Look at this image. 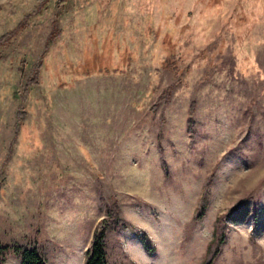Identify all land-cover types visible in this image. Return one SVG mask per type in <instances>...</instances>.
<instances>
[{"label": "rangeland", "instance_id": "rangeland-1", "mask_svg": "<svg viewBox=\"0 0 264 264\" xmlns=\"http://www.w3.org/2000/svg\"><path fill=\"white\" fill-rule=\"evenodd\" d=\"M39 1L0 0V36ZM43 4L0 48V251L84 264L116 206L129 226L106 233L108 264H202L215 218L246 204L256 232L223 217L212 264H264V0Z\"/></svg>", "mask_w": 264, "mask_h": 264}, {"label": "trees", "instance_id": "trees-1", "mask_svg": "<svg viewBox=\"0 0 264 264\" xmlns=\"http://www.w3.org/2000/svg\"><path fill=\"white\" fill-rule=\"evenodd\" d=\"M63 2V1H62ZM43 0L39 1V4L35 7V9L28 14H25L22 20L16 25L14 29L2 34L0 36V48L9 46L12 42V38L16 36L18 31H21L27 25V21L32 15L40 14L45 6H43ZM55 31V30H54ZM53 31V32H54ZM52 32V33H53ZM56 35V33L51 34ZM96 64V63H93ZM84 67V66H83ZM95 67V66H93ZM82 72L85 74H89L90 72H94L95 70H91L87 65L85 68H82ZM33 74L26 79L24 84L25 89H30L32 86L38 83V74L40 71V64H36L34 68H32ZM193 106L192 103L188 109L187 116V132L189 135L195 133V123L193 120ZM165 167V163L163 162ZM211 176L205 179L203 186V194L198 201V207L195 210V215L193 216L194 221H199L203 215L205 214V209L208 205V192L209 186L211 184ZM118 208L116 206L114 209H108L107 216L102 218L95 226L94 231L92 232V237L90 241V245L85 250V258L84 264H108L107 263V252H106V233L109 229H125L129 225L126 221L120 218L118 214ZM256 208H252L246 204H241L231 209L225 215H218L215 218L212 237L208 242L206 254L203 259L202 264H212L214 259L216 258L220 247L225 239V224L223 222L224 218L235 222L239 216H243L242 219L252 218V230L255 233L257 228V218H256ZM224 217V218H223ZM139 239L143 245V248L146 252L150 254H154L156 248L151 244L150 240L145 235H140ZM1 253L5 251L12 250L15 256L19 259L20 264H46L42 255L38 251L36 247H26L22 245L15 246H1ZM4 258L0 255V264H3Z\"/></svg>", "mask_w": 264, "mask_h": 264}, {"label": "crops", "instance_id": "crops-1", "mask_svg": "<svg viewBox=\"0 0 264 264\" xmlns=\"http://www.w3.org/2000/svg\"><path fill=\"white\" fill-rule=\"evenodd\" d=\"M130 241H131V243H130V245H131V247L133 248V250H139V249H141L142 250V248H141V243L139 242V240L138 239H136V237H133V236H130V239H129ZM126 243H127V241H126ZM140 253V252H139Z\"/></svg>", "mask_w": 264, "mask_h": 264}]
</instances>
